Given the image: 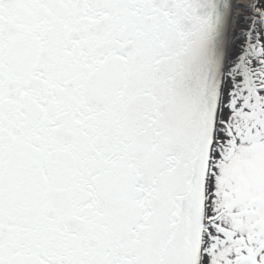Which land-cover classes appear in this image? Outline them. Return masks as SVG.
<instances>
[{"label": "snow or ice", "instance_id": "6c2138e0", "mask_svg": "<svg viewBox=\"0 0 264 264\" xmlns=\"http://www.w3.org/2000/svg\"><path fill=\"white\" fill-rule=\"evenodd\" d=\"M0 264H264V0H0Z\"/></svg>", "mask_w": 264, "mask_h": 264}, {"label": "rangeland", "instance_id": "374dc122", "mask_svg": "<svg viewBox=\"0 0 264 264\" xmlns=\"http://www.w3.org/2000/svg\"><path fill=\"white\" fill-rule=\"evenodd\" d=\"M248 0H246L245 2H236L237 4H240V3H247ZM247 11L244 10V9H241L239 7L235 8L234 11H233V22H232V27L230 28V35H229V48H230V51L232 50H235L234 49V45H233V42H232V36H231V33L235 32V31H238L242 28H245L247 27V24L246 22L244 21H241V22H238V18L241 17V16H247ZM242 39V38H240Z\"/></svg>", "mask_w": 264, "mask_h": 264}, {"label": "bare ground", "instance_id": "6f19581e", "mask_svg": "<svg viewBox=\"0 0 264 264\" xmlns=\"http://www.w3.org/2000/svg\"><path fill=\"white\" fill-rule=\"evenodd\" d=\"M235 1H236V2H239V1H240V2H242V1L245 2L246 0H235Z\"/></svg>", "mask_w": 264, "mask_h": 264}, {"label": "water", "instance_id": "95a60500", "mask_svg": "<svg viewBox=\"0 0 264 264\" xmlns=\"http://www.w3.org/2000/svg\"><path fill=\"white\" fill-rule=\"evenodd\" d=\"M230 24H231V22H230ZM229 27H230V25H229Z\"/></svg>", "mask_w": 264, "mask_h": 264}]
</instances>
